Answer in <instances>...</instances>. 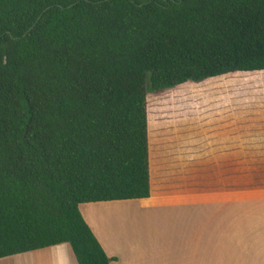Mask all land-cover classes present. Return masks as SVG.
I'll list each match as a JSON object with an SVG mask.
<instances>
[{"label":"trees","instance_id":"1","mask_svg":"<svg viewBox=\"0 0 264 264\" xmlns=\"http://www.w3.org/2000/svg\"><path fill=\"white\" fill-rule=\"evenodd\" d=\"M264 72V0H0V258L68 243L79 205L150 196L147 94Z\"/></svg>","mask_w":264,"mask_h":264},{"label":"crops","instance_id":"2","mask_svg":"<svg viewBox=\"0 0 264 264\" xmlns=\"http://www.w3.org/2000/svg\"><path fill=\"white\" fill-rule=\"evenodd\" d=\"M149 171L146 199L79 205L110 264H264V187L232 189L188 177L155 186L150 151ZM69 247L62 243L0 262L78 264Z\"/></svg>","mask_w":264,"mask_h":264},{"label":"rangeland","instance_id":"3","mask_svg":"<svg viewBox=\"0 0 264 264\" xmlns=\"http://www.w3.org/2000/svg\"><path fill=\"white\" fill-rule=\"evenodd\" d=\"M147 117L153 185L264 187V72L149 92Z\"/></svg>","mask_w":264,"mask_h":264}]
</instances>
